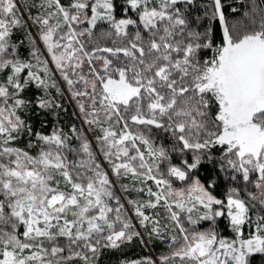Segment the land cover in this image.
<instances>
[{
    "label": "snow or ice",
    "instance_id": "6c2138e0",
    "mask_svg": "<svg viewBox=\"0 0 264 264\" xmlns=\"http://www.w3.org/2000/svg\"><path fill=\"white\" fill-rule=\"evenodd\" d=\"M244 2L33 0L25 20L0 0V264H98L140 229L168 253L122 264L264 261V0ZM65 93L82 126L34 130Z\"/></svg>",
    "mask_w": 264,
    "mask_h": 264
},
{
    "label": "trees",
    "instance_id": "16d2710c",
    "mask_svg": "<svg viewBox=\"0 0 264 264\" xmlns=\"http://www.w3.org/2000/svg\"><path fill=\"white\" fill-rule=\"evenodd\" d=\"M206 0H198V3L203 4ZM244 3H236L235 7H238L243 11L245 9ZM24 5V4H23ZM30 15H36V12L31 13ZM27 31H31L30 27L14 29V39L24 40V47L21 51L26 56L28 54L27 50V40L25 39ZM35 31V29H34ZM34 87L29 89L25 93V98L29 100H34L36 95H40ZM53 96H55V91H53ZM57 102L61 105L60 108L54 109L51 112L37 109L33 104L30 110L27 112L26 119L30 123L34 130L42 131L44 133H50L54 126H58L63 129L65 133H70V129L75 125L77 128L82 126L81 121H79V115L75 106V102L70 99L68 93H65L62 97H56ZM91 135V134H90ZM27 142V138H22L17 141V145L23 147ZM127 183V181H125ZM226 185L221 183L217 189V195L223 196L226 190ZM247 192L256 193L257 189L253 185L249 184L247 186ZM247 192L242 193V197L247 198ZM132 193H130L131 196ZM129 196V197H130ZM259 205H257V210ZM256 214L254 210L253 215ZM206 226V225H205ZM220 234L222 238H232V233L227 227V221H220ZM152 241V240H151ZM153 242V241H152ZM141 245V246H140ZM153 249L148 248L142 245L139 237L134 238L131 242L126 243L120 249L117 250H105L99 257L98 264H121L124 260L128 259H141L144 257L150 256V253L153 252L155 256L159 257L162 254L168 253V248H158L155 242L152 245ZM252 264H264L259 255L252 258Z\"/></svg>",
    "mask_w": 264,
    "mask_h": 264
},
{
    "label": "rangeland",
    "instance_id": "374dc122",
    "mask_svg": "<svg viewBox=\"0 0 264 264\" xmlns=\"http://www.w3.org/2000/svg\"><path fill=\"white\" fill-rule=\"evenodd\" d=\"M33 3V0H18V4H19V6H20V9H21V12H20V14L24 17V19L25 20H27V17L31 14V13H33V12H36L37 13V8H31L30 7V5ZM24 4V5H23ZM30 23V22H29ZM31 31H33L34 32V28H31ZM79 121H81L80 119H79ZM82 123V122H81ZM255 195H257V196H259V190H257V192L256 193H254ZM128 196H130V193L129 194H127ZM135 193H132L131 194V196H130V198L131 197H135ZM127 206V205H126ZM129 214H131V213H129ZM163 222H165V221H162V223ZM133 223H136V220L135 219H133ZM140 231H142V232H144L145 233V235H144V237H143V239H144V241H146L147 243H144V242H142L141 241V238H139L140 239V241H141V243H142V245H144V246H146V247H148V248H151V249H153L152 247V245H153V243L155 242V244H156V246L158 247V248H168L167 247V243L166 242H161L159 239H156V238H152L151 240L153 241H151V240H149V237H148V235H147V231L146 230H144V229H140ZM248 234V232H247V230H246V232H245V235H247ZM225 239H231V238H225ZM141 246V245H140ZM150 256H152V257H157V256H155L154 255V253L153 252H151L150 253ZM128 260H131V259H128ZM122 264V263H121Z\"/></svg>",
    "mask_w": 264,
    "mask_h": 264
}]
</instances>
